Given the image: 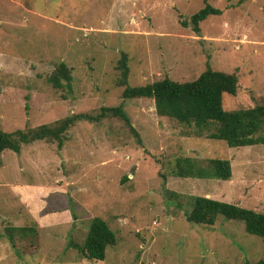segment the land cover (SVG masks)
Wrapping results in <instances>:
<instances>
[{"label":"rangeland","instance_id":"rangeland-1","mask_svg":"<svg viewBox=\"0 0 264 264\" xmlns=\"http://www.w3.org/2000/svg\"><path fill=\"white\" fill-rule=\"evenodd\" d=\"M221 11L196 36L179 19L202 0H0V130L51 123L70 114L121 105L142 146L118 118L80 122L54 142L0 155V264H254L264 239L217 216L211 226L186 220L200 196L264 213V144L228 148L195 134L193 126L158 117L151 99L121 98L120 53L130 86L169 78L194 80L206 56L213 70L237 76L234 111L264 99V0H206ZM63 62L71 90L45 81ZM162 160V168L146 153ZM227 160L229 180L170 175L177 157ZM159 172L165 179L159 176ZM126 180L123 181V179ZM187 215V214H186ZM99 217L116 242L102 261L81 259L90 220ZM7 226H34L37 250H15ZM18 246V243H17Z\"/></svg>","mask_w":264,"mask_h":264},{"label":"trees","instance_id":"trees-1","mask_svg":"<svg viewBox=\"0 0 264 264\" xmlns=\"http://www.w3.org/2000/svg\"><path fill=\"white\" fill-rule=\"evenodd\" d=\"M203 6L187 18L179 19L181 27L190 28L199 36V24L209 16H218L221 11L202 0ZM206 56L205 69L194 79L187 82L172 81L167 77L142 86H130L127 83L129 68L125 53H120L116 62L118 78L116 85L123 87L121 98L151 99L156 116L172 119L175 122L193 126L195 134L201 136L210 128L206 139L219 140L228 148H239L264 144V99L250 108L225 111L222 108L224 94L235 96L237 76L213 70ZM45 81L55 90H71V70L63 62L56 64ZM118 118L134 136L136 143L142 146L138 133L130 124L129 118L121 105L99 107L92 113H76L65 116L51 123L41 124L33 128L16 129L6 132L0 130V155L4 151L19 154L21 147L35 142H54L60 150L64 144L66 133L80 122L98 124L104 119ZM146 153L162 168V160L156 154ZM170 175L177 178L229 180L231 168L227 160L208 159L205 164L191 156L177 157L174 160ZM159 176H165L159 172ZM126 178L123 179V181ZM187 214V215H186ZM186 220L194 224L211 226L217 216L226 220H234L243 224L247 234L264 239V213L243 208L238 205L213 200L210 198L191 197L190 210ZM5 235L9 244L19 250L20 242H25L29 254L37 250V232L34 226H7ZM116 238L104 220L93 217L88 225L81 244L69 243L80 256L88 261H102L108 247L115 244ZM18 243V246H17ZM243 264H248L246 261ZM254 264H264L258 260Z\"/></svg>","mask_w":264,"mask_h":264}]
</instances>
